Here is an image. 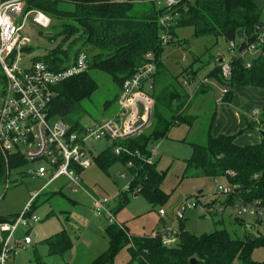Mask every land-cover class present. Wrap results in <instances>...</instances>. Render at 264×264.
Masks as SVG:
<instances>
[{
    "label": "trees",
    "instance_id": "1",
    "mask_svg": "<svg viewBox=\"0 0 264 264\" xmlns=\"http://www.w3.org/2000/svg\"><path fill=\"white\" fill-rule=\"evenodd\" d=\"M156 2L157 0H24L25 13L39 10L50 17L47 28L49 31L45 37L49 42H56L47 55L42 58L34 57V60L45 62L50 69L61 70L72 64L79 53L83 52L87 56L86 71L52 87L54 95L48 107L50 117L74 119L72 123L69 122L73 128L82 126L79 121L87 113L82 102L89 99L98 88V83L91 76L92 70L104 72L111 78L117 101L124 80L133 76L148 61L146 54L150 53L156 65L154 82L159 68L164 66L161 54L165 44H186V40L182 39L180 42L175 38L176 28L191 27L195 37L213 35L216 40L220 37L227 43L234 41L239 50L242 42L247 44L254 40L256 26L264 24V0L260 7L255 5V0H186L177 5L175 10H171L177 16L169 28L170 38L163 44L157 19L166 10L158 11ZM211 58L215 67L207 77L227 89L222 100H229L234 86L264 89V46L255 55H231V70L227 77L222 75L217 61L220 57ZM246 63L250 64L249 67ZM183 72L184 80L187 78L190 81L194 77V73L191 75ZM174 78L177 80L175 76ZM3 87L4 76L0 67V95ZM206 91L207 86L199 84L195 94ZM179 97V93L172 91L169 99L163 100L160 93L154 92L149 131L126 140L111 141L108 148L96 155H92L89 150L93 163L102 170H107L116 161L125 165L132 178L128 185L129 193L134 196L142 194L153 205L163 203L168 194L160 188L166 171L157 170L155 161L151 164L145 162L151 154V139L165 137L173 125L191 126L197 119V116L186 113L189 99L185 97L188 96ZM174 100L177 101L174 114L159 108L160 104L166 105ZM107 106L106 101L104 107ZM213 116L206 132L205 144L190 143L192 157L186 163V171L193 168L196 173L208 178H225L238 186L236 197L247 201H264V135L254 145L236 144L235 134L213 136L210 131ZM97 121L99 120L93 122ZM116 146L125 148L127 152L116 155L113 151ZM129 161L132 165L128 167ZM26 162L22 156L14 155H7L6 162L0 154V183L5 177L8 182L11 167L21 166ZM58 192L61 190L52 193ZM236 197H227L224 204L232 206ZM127 200L126 193H122L120 207ZM210 204L211 202L207 206H212ZM34 207L31 204L29 213L34 211ZM183 219L184 217L179 220L178 238L171 247L162 245L161 232L154 237L131 236L124 224L110 222L105 230L108 247L89 264H113L114 257L123 247L127 248L130 256L127 264H233L235 260L242 264H264L251 259L256 248L264 247V220L247 222L235 219L247 229L249 224L256 229L248 231L243 237H232L224 228L201 235L193 234L185 229ZM221 220L217 219V222L221 223ZM41 242L46 246L49 256H63L71 247V239L65 229ZM34 254V264H47L37 250H34ZM192 259L194 263H191Z\"/></svg>",
    "mask_w": 264,
    "mask_h": 264
},
{
    "label": "rangeland",
    "instance_id": "2",
    "mask_svg": "<svg viewBox=\"0 0 264 264\" xmlns=\"http://www.w3.org/2000/svg\"><path fill=\"white\" fill-rule=\"evenodd\" d=\"M155 6L158 11L164 10L165 0L157 1ZM23 8L17 21L24 16ZM32 16L31 14L26 18L20 32L29 40L28 50L22 52V60L19 62L22 68H27L34 57L42 58L47 55L56 43L49 42L45 37L49 30L33 23ZM262 21L264 22V13ZM175 33V38L180 42L182 39L186 40V44L182 46L177 43L165 44L161 54V62L164 66L159 68V73L153 82L154 87L149 95L153 99L154 92L160 93L163 100H168L170 93L176 91L180 95L179 98L188 96V98L185 97L189 99L186 113L197 116V119L191 126L173 125L165 137L151 139L149 143V149L157 152L154 157L157 170L166 171L160 188L168 194L167 199L161 204L153 205L144 195L134 196L129 193L126 186L130 184L132 178L125 165L119 161L113 163L107 170H102L93 163L87 170L81 172L86 190L71 192L65 187L66 179L62 177L44 189L37 198L31 200V203L35 205L33 213L40 219L33 224L29 234L32 244L20 248L15 254L11 253L7 264H34V250H37L47 264H89L108 247L105 230L111 222L105 213L101 215L94 213L91 196L108 198L109 208L114 212V222L124 223L131 236H149L156 230L158 231L155 233L162 232L167 225L173 223L174 229L180 231V221L174 222L172 215L180 202L193 200L196 196H198L199 205L184 212L183 224L187 231L201 235L224 228L232 237H243L248 231H255V227L247 229L235 220L252 222L254 219L251 216L245 214L239 216L231 205L220 210V202L224 200V196L213 194L215 190L213 178L196 173L193 168L186 171V163L192 157L190 143L205 144L206 132L210 127L215 108L218 111L217 117L219 116L220 107L219 104L215 105V98L221 96V84L207 77V74L215 67L211 56H219L227 61L231 59L228 43L220 37L216 40L213 35L195 37L191 27L176 28ZM256 53L257 51L247 54L255 55ZM183 71L191 75L194 73L190 83L187 78L185 79L187 83L184 82ZM90 73L98 83V88L89 99L82 102L87 113L79 122L86 126H92L93 121L110 116L117 108L114 97L116 91L111 78L97 70H92ZM200 81H206L208 89L204 93L195 94ZM106 101L108 106L104 107ZM176 103L175 100L172 103L167 102L166 105L162 103L159 108L174 114ZM255 109L261 113L260 105ZM67 120L65 121L72 123L74 119ZM150 127L151 123L143 129L142 133L149 131ZM257 133L259 134L258 130ZM109 145V140L100 139L90 142L89 149L92 155H96ZM33 166L35 164L26 162L21 166L11 167L8 182L5 177L0 183V217L21 214L30 200V191L38 189L43 184V179L27 174ZM123 174L124 177H122ZM217 178L222 180L221 177ZM59 189L61 192L52 193ZM124 192L128 200L120 207L119 201ZM210 202L212 206L200 210V206L204 207ZM160 209L165 211L163 219L158 215ZM217 219H222L221 223H218ZM62 229L68 232L71 247L63 256L47 255V248L41 241ZM129 258L127 248L123 247L114 257L113 264H127ZM251 259L258 263L264 262V247L256 248ZM233 264L242 263L235 260Z\"/></svg>",
    "mask_w": 264,
    "mask_h": 264
},
{
    "label": "built area",
    "instance_id": "3",
    "mask_svg": "<svg viewBox=\"0 0 264 264\" xmlns=\"http://www.w3.org/2000/svg\"><path fill=\"white\" fill-rule=\"evenodd\" d=\"M184 1L186 0H165L166 11L157 19L161 27L160 39L163 44L169 40V28L177 16V13L174 11L171 13V10H175L176 6ZM23 4L24 0H0V67L4 76L3 92L0 95V154L6 162L7 155H14L22 156L27 162L35 164L27 174L43 179L44 182L39 189L30 192V200L21 214L9 221L0 222V264H7L11 253L15 254L17 250L31 243L28 231L40 220L33 212L29 213L31 200L62 177L66 179L65 187L71 192L84 190L81 172L93 164L89 143L100 139L110 142L126 140L141 134L150 124L153 107L149 92L153 89L156 65L152 55L147 53L148 61L122 83L117 108L110 116L93 122L92 126L82 125L78 128H73L71 123L62 118L50 117L48 107L54 95L52 87L86 71L87 56L83 52L79 53L72 64L61 70L50 69L45 62L34 59L27 68H22L19 65L22 60L20 50L29 43L28 38L20 33L26 18L32 14V22L43 29L50 25V18L39 10L24 13L23 18L17 21L22 14ZM253 38L254 40L247 43L241 53L237 49V44L230 41L228 47L231 55L253 53L264 46V24L256 26ZM14 51L16 53L13 56ZM249 65L246 63L247 67ZM220 68L224 77L230 74L229 61L222 59ZM226 91V88H221L218 102L222 101ZM253 114L258 115L259 110L254 109ZM113 151L116 155L127 152L120 146L114 147ZM156 155V150H151L145 162L151 164ZM131 165L130 161L127 162L128 167ZM221 179H214L213 194L224 196V200L220 202V210H224L228 206L224 201L227 197H236L238 186L225 178ZM91 197L94 213L96 215L105 213L110 221L114 222L109 199ZM197 205H199L197 198L180 202L172 215L174 222L182 219L187 209L195 208ZM232 206L239 216L245 214L255 221L264 220V201L259 199L247 201L236 197ZM205 207L207 209V204L204 207L200 206V210ZM158 215L163 218L165 211L160 209ZM173 225L174 223L167 225L160 234L163 246L171 247L177 241L179 231L175 230ZM155 235L154 232L150 236Z\"/></svg>",
    "mask_w": 264,
    "mask_h": 264
},
{
    "label": "crops",
    "instance_id": "4",
    "mask_svg": "<svg viewBox=\"0 0 264 264\" xmlns=\"http://www.w3.org/2000/svg\"><path fill=\"white\" fill-rule=\"evenodd\" d=\"M112 1L121 2L128 0H112ZM133 1H139V0H133ZM188 83H190V81H188ZM206 83H207L206 81H200L199 84H203L207 86ZM218 97L220 96H217L215 98L216 101L215 105L217 104L218 106L219 104L220 107L219 116L217 117L218 111L215 108L216 111L213 113L214 116L210 128L211 134L213 136H217L219 134H235L234 142L238 145L257 144L261 138L260 133L259 134L257 133V129L261 128L264 130V114H262V107L264 105V89L250 87V86L249 87L234 86L231 90V96L229 100H222L221 102H218L217 101ZM258 105L261 106V113L259 111L258 115H254L253 110ZM81 184L84 190H86L82 181V175H81ZM15 216L16 215H8L7 217H0V219H12ZM32 228L28 231L29 234L32 231ZM30 244H32V241Z\"/></svg>",
    "mask_w": 264,
    "mask_h": 264
},
{
    "label": "water",
    "instance_id": "5",
    "mask_svg": "<svg viewBox=\"0 0 264 264\" xmlns=\"http://www.w3.org/2000/svg\"><path fill=\"white\" fill-rule=\"evenodd\" d=\"M262 2H263V0H255V5L257 6V7H260L261 6V4H262ZM245 46H246V43L245 42H242L241 43V45H240V47H239V50L238 51H241V50H243L244 48H245ZM26 50H28V47H23V48H21V50L20 51H26ZM15 53H16V51H14L13 53H12V55L14 56L15 55ZM218 63H220L221 61H222V58H219L218 60ZM258 131H259V133H260V135L261 136H263L264 135V130L263 129H261V128H258L257 129ZM201 191H199V193H200ZM5 221H9V219H0V222H5ZM252 228V225H248V229H251ZM191 263H194V259H192L191 260Z\"/></svg>",
    "mask_w": 264,
    "mask_h": 264
}]
</instances>
